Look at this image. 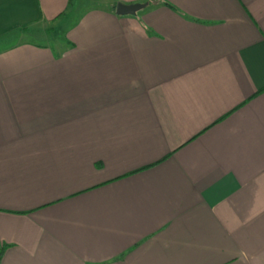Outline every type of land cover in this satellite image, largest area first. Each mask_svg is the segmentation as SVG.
<instances>
[{
	"label": "crops",
	"instance_id": "obj_1",
	"mask_svg": "<svg viewBox=\"0 0 264 264\" xmlns=\"http://www.w3.org/2000/svg\"><path fill=\"white\" fill-rule=\"evenodd\" d=\"M87 2L0 0V264H264V0Z\"/></svg>",
	"mask_w": 264,
	"mask_h": 264
},
{
	"label": "water",
	"instance_id": "obj_2",
	"mask_svg": "<svg viewBox=\"0 0 264 264\" xmlns=\"http://www.w3.org/2000/svg\"><path fill=\"white\" fill-rule=\"evenodd\" d=\"M146 4L123 5L116 4L115 13L118 16H134L138 11L144 9Z\"/></svg>",
	"mask_w": 264,
	"mask_h": 264
},
{
	"label": "rangeland",
	"instance_id": "obj_3",
	"mask_svg": "<svg viewBox=\"0 0 264 264\" xmlns=\"http://www.w3.org/2000/svg\"><path fill=\"white\" fill-rule=\"evenodd\" d=\"M75 1H77V0H75ZM80 3H83V5H89V3L87 2V4H84V1L85 0H78ZM48 28H50L49 26H46V27H43V28H41V32L43 33V32H45L46 30H48ZM39 32V31H38ZM34 40H36V41H40L39 39H37L36 38V36H34V37H32ZM41 42V41H40Z\"/></svg>",
	"mask_w": 264,
	"mask_h": 264
},
{
	"label": "trees",
	"instance_id": "obj_4",
	"mask_svg": "<svg viewBox=\"0 0 264 264\" xmlns=\"http://www.w3.org/2000/svg\"><path fill=\"white\" fill-rule=\"evenodd\" d=\"M115 5H116V4L114 3V4H113V7H115Z\"/></svg>",
	"mask_w": 264,
	"mask_h": 264
}]
</instances>
